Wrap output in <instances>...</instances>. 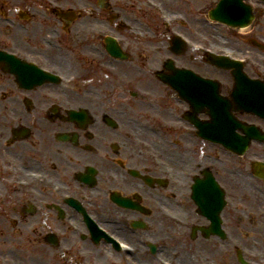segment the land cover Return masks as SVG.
<instances>
[{
	"label": "flooded vegetation",
	"instance_id": "af4514ba",
	"mask_svg": "<svg viewBox=\"0 0 264 264\" xmlns=\"http://www.w3.org/2000/svg\"><path fill=\"white\" fill-rule=\"evenodd\" d=\"M82 2L0 0V264L171 259L166 222L225 247L230 208L256 230L264 0Z\"/></svg>",
	"mask_w": 264,
	"mask_h": 264
},
{
	"label": "rangeland",
	"instance_id": "374dc122",
	"mask_svg": "<svg viewBox=\"0 0 264 264\" xmlns=\"http://www.w3.org/2000/svg\"><path fill=\"white\" fill-rule=\"evenodd\" d=\"M82 1V4L85 5V7L94 9V4H88L85 0ZM166 4L169 6L171 5L169 1L166 2ZM188 27L190 31L194 32L196 37H199L200 34L201 36H204V29L199 24H190ZM90 40L91 38L81 40L78 43V48L81 49L87 47ZM84 68L88 71L85 75L86 78L83 83L91 84L89 83L92 81V78L90 77L91 64L84 65ZM256 213L257 229L254 231L246 230V233H240V231H235L234 227L241 228L242 226H245L246 228H249L248 221L244 219L243 224L239 225L235 221L237 215L236 212H234L231 208L226 211L225 217L227 220V229L229 230L228 233L230 238H228V243L225 247L219 246L218 241L213 239H210L209 241H196L191 243L187 237V232L185 233L182 227L176 224L171 225V223L166 222L162 227L161 234H159V236L162 237L164 245L163 254L165 258L169 255L171 256L172 254V258L174 259L171 261L172 264H239L235 254V249L239 248L242 251L244 259L248 261V264H260V261H264L261 260V258H264V214H262V216L259 215V210ZM170 226H174L179 229L175 232V228ZM234 237H236V239ZM217 249H219L218 251H220V253H217ZM175 252L176 254H173ZM145 259L148 262L144 264H161L159 262H153V260L148 257L143 260ZM97 264L118 263H107L106 261H102Z\"/></svg>",
	"mask_w": 264,
	"mask_h": 264
},
{
	"label": "bare ground",
	"instance_id": "6f19581e",
	"mask_svg": "<svg viewBox=\"0 0 264 264\" xmlns=\"http://www.w3.org/2000/svg\"><path fill=\"white\" fill-rule=\"evenodd\" d=\"M246 233V232H245ZM173 254H176V252L175 253H173ZM261 260H264V258H261ZM261 263L260 264H264V261H260Z\"/></svg>",
	"mask_w": 264,
	"mask_h": 264
},
{
	"label": "water",
	"instance_id": "95a60500",
	"mask_svg": "<svg viewBox=\"0 0 264 264\" xmlns=\"http://www.w3.org/2000/svg\"><path fill=\"white\" fill-rule=\"evenodd\" d=\"M167 82H168V83H171V81H170V80H167Z\"/></svg>",
	"mask_w": 264,
	"mask_h": 264
}]
</instances>
